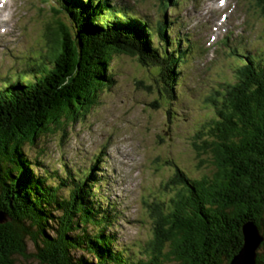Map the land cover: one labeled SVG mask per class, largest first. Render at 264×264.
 <instances>
[{"label": "trees", "instance_id": "trees-1", "mask_svg": "<svg viewBox=\"0 0 264 264\" xmlns=\"http://www.w3.org/2000/svg\"><path fill=\"white\" fill-rule=\"evenodd\" d=\"M108 1L58 0L49 9L54 26L44 35L48 69L27 65L0 86V211L9 218L0 225V264L27 261L28 238L35 264H229L242 246L243 224L255 223L264 236V52L231 50L233 80L210 98L211 112L193 137L213 170L190 178L175 168V180L164 186L171 193L152 205L151 236L137 252L112 248L114 216L97 199L92 167L76 177L63 170L70 182H51L23 152L50 126L75 122L97 103L113 84L110 62L117 54L152 68L156 90L169 97L193 44L181 50L179 41L165 39L162 21L155 27L118 15ZM76 249L83 255L74 258ZM256 264H264V240Z\"/></svg>", "mask_w": 264, "mask_h": 264}, {"label": "rangeland", "instance_id": "rangeland-1", "mask_svg": "<svg viewBox=\"0 0 264 264\" xmlns=\"http://www.w3.org/2000/svg\"><path fill=\"white\" fill-rule=\"evenodd\" d=\"M158 1L109 0L108 4L118 15L127 14L129 19L134 15L149 26L164 22L165 39L179 41L181 50L194 43L176 81L169 83V97L156 90L152 68L117 54L110 62L113 84L98 93L96 104L79 111L75 122L50 126L34 146H23L26 157L39 164L35 172H45L51 182L59 177L70 182L63 170L76 177L92 167L97 199L114 216L108 228L114 236L112 248L129 252H137L151 236L150 209L171 193L164 186L175 180L176 167L190 178L213 170L207 156L194 148L193 137L211 112L210 98L233 80L237 62L231 50L244 56L264 52V0H225L222 8L219 0H176L168 7ZM0 2L2 87L7 76L15 80L27 65L48 69L52 56L44 51V35L47 26H54L49 9L57 8L58 0ZM158 43L156 36L152 45ZM30 74L34 75L25 76ZM26 247L28 260L16 258V264H35L29 238ZM81 255L80 249L72 252L74 258Z\"/></svg>", "mask_w": 264, "mask_h": 264}, {"label": "water", "instance_id": "water-1", "mask_svg": "<svg viewBox=\"0 0 264 264\" xmlns=\"http://www.w3.org/2000/svg\"><path fill=\"white\" fill-rule=\"evenodd\" d=\"M9 222L6 213L0 211V225ZM242 246L238 253L232 257L229 264H256V255L264 237L257 225L247 222L241 227Z\"/></svg>", "mask_w": 264, "mask_h": 264}, {"label": "bare ground", "instance_id": "bare-ground-1", "mask_svg": "<svg viewBox=\"0 0 264 264\" xmlns=\"http://www.w3.org/2000/svg\"><path fill=\"white\" fill-rule=\"evenodd\" d=\"M176 2V0L174 1V3ZM137 19H140V18H138V17H136ZM160 25H161V22L159 23V26L158 27H160ZM163 25H164V22H163ZM161 27H162V25H161Z\"/></svg>", "mask_w": 264, "mask_h": 264}, {"label": "snow or ice", "instance_id": "snow-or-ice-1", "mask_svg": "<svg viewBox=\"0 0 264 264\" xmlns=\"http://www.w3.org/2000/svg\"><path fill=\"white\" fill-rule=\"evenodd\" d=\"M221 3H223V0H221Z\"/></svg>", "mask_w": 264, "mask_h": 264}]
</instances>
